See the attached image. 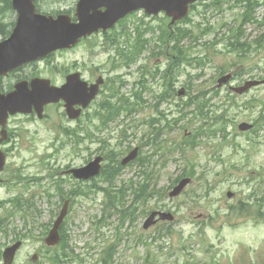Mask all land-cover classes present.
I'll use <instances>...</instances> for the list:
<instances>
[{
	"label": "rangeland",
	"instance_id": "374dc122",
	"mask_svg": "<svg viewBox=\"0 0 264 264\" xmlns=\"http://www.w3.org/2000/svg\"><path fill=\"white\" fill-rule=\"evenodd\" d=\"M77 2L38 5L52 13L73 11ZM247 2H203L188 20L172 26L165 14L138 12L112 34H95L33 65L35 74L57 84L74 71L88 81L103 76L105 83L77 121L67 118L63 102L48 105L42 118L10 117L9 138L1 146L7 162L0 186V224L6 226L0 228V264L6 246L17 239L24 243L14 264H57L50 260L56 254L60 264H101L110 245L113 264H264V221L236 211L241 203H254L247 209L251 213L259 205L264 210V86L243 96L214 87L227 71H235L232 86L264 77V39L256 40L264 35V0ZM5 5L0 0V21L11 31L17 14ZM165 32L174 37L162 39ZM4 37L0 28V41ZM183 87L186 94L179 96ZM196 95L205 102L201 112L188 102ZM112 105L127 108L103 128ZM242 121L256 126L241 132ZM134 147L140 148L138 160L147 162L121 168L110 188L114 161ZM98 155L105 157L103 173L81 183L84 196L73 200L61 228L68 243L47 246L44 238L62 208L61 195L76 185L63 171ZM187 176L192 182L170 197L176 181ZM60 178L67 179L57 193ZM146 178L149 199L132 195L135 184L116 208L107 206L105 188L117 195L115 187ZM17 197L20 204L12 201ZM123 210L132 215L123 218ZM155 210L172 213L174 220L144 229Z\"/></svg>",
	"mask_w": 264,
	"mask_h": 264
},
{
	"label": "water",
	"instance_id": "95a60500",
	"mask_svg": "<svg viewBox=\"0 0 264 264\" xmlns=\"http://www.w3.org/2000/svg\"><path fill=\"white\" fill-rule=\"evenodd\" d=\"M36 0H13V6L18 12V20L11 36L0 42V75L6 74L9 70L34 60L44 57L53 51L63 48H70L79 42L80 38L98 31L112 27L119 19L126 16L133 10L145 8L147 13H159L166 11L168 16L173 18L172 23L185 17L189 11V4L196 0H80L77 4L76 15L78 22H72L69 15H59L57 18L37 13ZM105 7V10L101 8ZM231 78L227 74L218 80V86H222ZM264 83L262 81H248L242 87L235 90L243 93L252 86ZM99 84L92 85L88 90L87 82L82 81L80 73H74L68 77V81L62 87L51 85L49 80L36 79L29 88L27 82H20L14 91L8 94L0 93V125L2 126L0 144L8 137L6 125L9 114L32 113L33 110L43 117L44 106L58 102L60 99L66 101V108L71 118H77L81 109H75L79 104L86 108L97 94ZM182 90L180 94H183ZM252 124L243 122L241 130L252 128ZM138 149H134L122 160L127 164L136 158ZM97 157L88 165L73 169L71 172L81 179H88L97 175L101 170L100 161ZM6 156L0 151V170L4 168ZM190 178L183 179L171 192L176 196L182 192ZM229 196L232 193L228 194ZM69 201H66L57 220L54 223L50 234L45 239L48 245H56L60 241L59 227L67 215ZM157 212H153L145 227L154 224ZM162 218L173 219L170 214L160 213ZM22 245L21 241L9 246L4 251L5 264H12L15 255Z\"/></svg>",
	"mask_w": 264,
	"mask_h": 264
},
{
	"label": "trees",
	"instance_id": "16d2710c",
	"mask_svg": "<svg viewBox=\"0 0 264 264\" xmlns=\"http://www.w3.org/2000/svg\"><path fill=\"white\" fill-rule=\"evenodd\" d=\"M6 2V5H5V10H9V9H12L11 8V2L10 0H5ZM253 8H254V5H253ZM0 12H1V8H0ZM249 17H247L246 19H248ZM2 21H0V28L3 32L4 35H7L9 33V30H5L2 28ZM6 24H4L5 26ZM169 33L167 34L166 36V32L163 34V36H165V38L169 37ZM264 38V35H261L259 40H262ZM141 42V41H139ZM237 42H239V38H237ZM141 44V43H140ZM239 50H242V49H239ZM191 98V97H190ZM200 98V95L199 96H195V99L190 101L192 102V104H194L195 106V110L198 111V112H201L203 109H204V106H205V102L202 103V101L199 99ZM191 105V104H190ZM121 108L122 106L119 108V110L117 111L116 110V106H112V113H110L109 115H107V120H105L104 124H106L108 121L110 122L111 120L115 119V117H117L119 114H120V111H121ZM203 114V113H202ZM200 130H202V128H200ZM199 134L196 133L194 135V139H191L192 143L194 142L195 138L198 136ZM117 163V160L114 161V165H116ZM118 164V163H117ZM114 165H113V168H114ZM112 168V169H113ZM119 174V166L115 167L114 170H111V172L109 173V175L107 176L108 177V184H109V187L110 188H113L114 186V182L117 178V175ZM134 184H131V185H126V184H123L121 185V187L119 188V190L117 191V195H114L113 193V190L112 189H109V188H105V191H106V194L107 196L109 197V202L107 204V206L109 208H116L117 207V203L119 204L120 202H122V200L125 198L124 195H127V192L129 189H132ZM150 186L148 183H138V187L135 189V193L134 195H136V198L139 199L140 197H143V195H147L148 199L150 196L153 195V193H150ZM81 194V191L77 190V189H74V190H71L69 193H68V196H71L73 199H75L76 197H78L79 195ZM121 196V198H120ZM66 198H69V197H63L62 198V201H64ZM121 199L120 201H118V199ZM17 200V203L20 204V201H19V198H15V199H12V201H16ZM248 205H246L247 207H243L242 206V203L236 208V211L238 214L240 215H243L245 213L247 214H252L251 212H248V208L251 209V207L253 206L254 203H246ZM261 205H259L258 208H256L255 212H258L257 216L256 217H261V218H264V213H261ZM126 215H132V213H127L126 210H123L122 212V216L123 218L126 216ZM65 232L63 235V239H62V247H64L68 242L66 240V237H65ZM59 254V253H58ZM60 258V254L59 255H54V257H52L50 260H52L53 262L57 263V264H60L61 263V260H59ZM109 261L112 263L113 262V258L112 256L109 257Z\"/></svg>",
	"mask_w": 264,
	"mask_h": 264
},
{
	"label": "flooded vegetation",
	"instance_id": "af4514ba",
	"mask_svg": "<svg viewBox=\"0 0 264 264\" xmlns=\"http://www.w3.org/2000/svg\"><path fill=\"white\" fill-rule=\"evenodd\" d=\"M34 76H36V74H35V70L33 69V64L20 67L16 70L10 72L8 74V76L1 79L0 90L2 92H5L10 88L9 85L11 83L15 84L16 82H18L20 80L31 81L34 78ZM90 82H97V79H95L94 81H90Z\"/></svg>",
	"mask_w": 264,
	"mask_h": 264
},
{
	"label": "bare ground",
	"instance_id": "6f19581e",
	"mask_svg": "<svg viewBox=\"0 0 264 264\" xmlns=\"http://www.w3.org/2000/svg\"><path fill=\"white\" fill-rule=\"evenodd\" d=\"M113 158V157H112ZM112 160V159H111ZM113 168V167H112ZM109 169V168H108ZM114 170V169H113ZM106 176V175H105ZM125 200V199H124Z\"/></svg>",
	"mask_w": 264,
	"mask_h": 264
}]
</instances>
